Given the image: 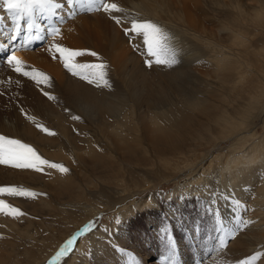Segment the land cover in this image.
I'll return each instance as SVG.
<instances>
[{"label": "rangeland", "instance_id": "1", "mask_svg": "<svg viewBox=\"0 0 264 264\" xmlns=\"http://www.w3.org/2000/svg\"><path fill=\"white\" fill-rule=\"evenodd\" d=\"M147 1L107 0L116 4L119 10L97 11L94 7L90 10L88 3L69 7L67 0H59L64 4L63 18L53 17L48 25L49 36H56L53 43L47 44V36L43 33L44 38L33 39L21 50L23 53H36V65L26 59L22 61L27 70L42 73L48 77L47 80L42 76L33 79L16 73L14 66L4 60L8 51L1 54L0 58L6 63L0 65V136L29 145L42 159L63 165L68 171L61 173L46 166L43 171H34L0 165V187H17L36 194L34 198L0 195V200L10 206L0 212V264H25L27 257L34 260L45 256L48 258L43 264H67L81 241L82 253L77 256L82 260L80 264H264V247L261 244L246 250L245 246L234 243L252 228V219L256 218L252 216L255 212L251 205L254 200L257 201L255 193L241 196L228 191V186L218 179L214 169L201 183L192 181L187 188H182L186 179L197 174L200 165L178 177L171 173H165L166 177L156 173V165L132 166L134 168L124 175L122 185L129 188L125 193L127 199H123L121 186L117 190L108 189L95 179L94 170L97 167L92 169V164L96 165L97 160L104 158H108V164L112 163L113 156L122 159L120 150L124 147L118 150L105 144L93 122L78 111L77 97L68 90L83 87L98 91V94L107 85L114 84L112 79L115 83L124 77L127 80L126 76L135 69H144L149 73L144 81L137 80V88L145 86L148 90L152 88L153 92L158 91L157 79L150 74L152 71L174 81V64H157V57L148 54L142 35L131 31L126 33L125 30L131 29L134 21L157 25L163 37L162 44L169 54L172 51L183 53L178 46L185 45V42H191L189 48L192 51L197 47L183 34L182 26L172 20L170 15L177 10L169 7L166 11L161 5L151 3L153 21L138 16L139 12L133 6ZM1 10L0 27L6 12L2 4ZM117 20L120 22L117 23ZM103 23H107L105 31ZM66 24L70 25V29L63 30ZM57 26L59 34H51V29ZM208 27H212L211 23ZM102 31L108 39L115 38L116 43L126 48V70L113 72L106 59L92 49L97 45L95 34ZM176 39L185 42L177 46ZM55 45L95 52L97 56L85 54L77 57L75 63L104 64V79L90 83L82 78L84 73L74 75L65 67ZM185 62L188 63L187 60ZM174 85L176 82H173L172 90H175ZM188 91L192 93L190 88ZM172 96H167L168 101L178 104ZM256 132L259 134L261 130L258 128ZM134 134L132 132L129 137H134ZM129 143L131 146L137 144L135 140ZM224 151L227 153V150H222L223 154ZM89 152L93 157L87 154ZM142 156L148 158L150 155ZM78 188L85 195L79 206L74 193ZM108 196H111L110 199ZM143 198L149 200L145 207ZM130 202L134 207L120 212ZM139 202L141 205L137 204ZM112 203L118 205L113 207ZM138 205L141 207L138 208ZM13 207L23 215H6L5 212ZM97 231H103L102 249L106 250L100 253L102 259L96 263L89 237ZM69 240L71 245H68ZM56 244V248L50 251ZM65 248L67 250L63 251Z\"/></svg>", "mask_w": 264, "mask_h": 264}, {"label": "bare ground", "instance_id": "2", "mask_svg": "<svg viewBox=\"0 0 264 264\" xmlns=\"http://www.w3.org/2000/svg\"><path fill=\"white\" fill-rule=\"evenodd\" d=\"M151 3L161 5L166 11L169 7L177 10L171 13L172 20L182 26L183 34L198 48L192 51L189 48L191 42L174 41L177 46L185 42V45L178 46L183 53H168L176 61L172 71L174 81L152 71L150 74L155 75L159 85L156 92L145 86L137 88V80L142 81L149 74L144 69L133 70L126 76L127 80L124 77L115 83L112 79L114 84L107 85L110 86L107 89L102 86L104 90L99 95L98 91L83 87L68 90L77 97L78 111L93 122L105 144L118 150L124 147L119 152L122 159L113 156L112 163L108 164V158H104L97 160L96 165L92 164V169L97 167L95 179L108 189L117 190L123 185L124 175L135 166L156 165V173H171L178 177L200 165L197 174L186 179L182 188H187L192 181L201 183L214 169L218 179L228 186V191L241 196L255 193L257 197V201L251 203L255 212L252 216L256 217L251 218L252 228L234 243L245 246L246 250L258 244L264 247V0H148L135 3L133 8L138 10V16L152 20ZM0 13L2 15V10ZM3 16L0 56L7 50L6 62L14 54L20 60L26 59L36 65V53L21 51L26 46L24 33L16 40L11 39L14 29L12 14L6 11ZM43 20L39 21L44 29L41 38L45 37L43 33L46 34L45 42L52 44L56 39V36H49L48 25L52 21ZM208 23L212 27H208ZM102 26L104 31L108 29L107 23ZM62 29H70V25L66 24ZM104 31L95 34L97 45L92 49L106 59L113 72L126 70V48L116 43L115 38L108 39ZM4 60L0 58V65L6 63ZM185 60L188 63H184ZM173 82H176L175 90L171 88ZM170 94L175 96L172 97L178 104L168 101ZM258 128L261 130L259 134L256 132ZM132 132L134 137H129ZM132 140L137 144L129 145ZM222 150L227 153L224 151L223 154ZM214 151L215 155L212 154ZM140 154L150 156L143 158ZM128 191L129 188L122 187L123 199L128 198L125 197ZM74 193L79 206L85 195L80 188ZM144 201L145 207L149 200ZM118 203H112L113 207ZM132 207L133 202L127 203L120 212ZM102 232L97 231L89 237L96 263L102 259L100 253L106 250L102 249ZM257 233L261 234L256 236ZM81 242L67 264L82 262L77 257L82 253ZM46 258L48 256L34 260L27 257L24 263L43 264Z\"/></svg>", "mask_w": 264, "mask_h": 264}, {"label": "snow or ice", "instance_id": "3", "mask_svg": "<svg viewBox=\"0 0 264 264\" xmlns=\"http://www.w3.org/2000/svg\"><path fill=\"white\" fill-rule=\"evenodd\" d=\"M88 3L90 10L94 7V10L104 11H118L117 5L108 3L107 0H67L69 7H73L77 4ZM0 4L5 7V10L12 14V23L14 25L11 39L16 40L24 33L25 44L31 43L33 39L41 38V33L44 31L43 26L39 22L43 19H51L53 17L62 19L60 16V9L64 7V4L59 0H0ZM74 15V13H73ZM120 21L117 20V23ZM126 33L131 31L137 35H142L143 43L147 47V52L150 56L157 57L156 63H165L171 66L175 63L174 57L168 56V49H166L162 40L161 30L157 25L151 22H133L131 29H126ZM51 34H59V26L51 29ZM56 51L63 58L65 67L72 71L74 75H82V78L88 79L89 82L103 80L106 72L105 65L100 64H77L75 60L77 57L85 54L93 57L97 56L95 52H89L88 50H70L59 45L54 46ZM165 56L167 58H161ZM8 64L14 66V71L23 76H31L35 79L36 76H42L44 80L48 77L42 73L32 70L31 72L26 69L22 60L16 57L14 54L8 58ZM151 66V62H149ZM84 70H87L86 73ZM39 82V81H37ZM47 131V129H43ZM51 134V133H50ZM0 165L11 166L16 169H31L34 171H43L46 166L48 168L57 169L61 173H66L68 169L63 165L49 162L42 159L37 152L27 144L21 143L19 140L9 139L4 136H0ZM8 196H20L34 198L35 193L22 188L17 187H0V195ZM10 206L0 200V212H4L5 209H9ZM6 215L20 216L23 213L16 208H11L10 211L5 212ZM247 223V222H245ZM239 227V225L237 226ZM72 241H68V245H71ZM65 248L63 251H66Z\"/></svg>", "mask_w": 264, "mask_h": 264}]
</instances>
